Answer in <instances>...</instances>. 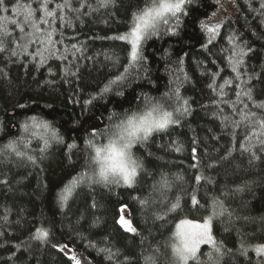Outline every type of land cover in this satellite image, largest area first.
<instances>
[{
    "label": "trees",
    "instance_id": "obj_1",
    "mask_svg": "<svg viewBox=\"0 0 264 264\" xmlns=\"http://www.w3.org/2000/svg\"><path fill=\"white\" fill-rule=\"evenodd\" d=\"M228 1L231 14L212 35L203 22L210 17L216 0H185L181 12L168 18V24H158L157 35L141 42L143 59L136 63L131 60L129 43L110 37L129 33L133 15L159 0H116L109 8H98L97 0H87L98 11L88 9L90 14L80 15L78 20L77 14L71 13L70 26L58 20V31L52 37L57 41L55 55L44 52L47 59L43 64L39 56L29 55L45 47L39 43V34L32 37L35 42L29 44L27 53H0V151L9 142L19 141L20 150L26 153L23 158L0 155V264H74L59 249L65 244L93 264H110L98 251L105 247L119 250L121 260L128 258L126 264H153L146 257H152L155 264H176L171 249L176 225L185 220L203 222L212 214L213 198L232 213L231 223L214 220L213 226L215 239L232 251L224 264H264V255L253 250L264 245V151L258 150V138L251 135L253 129L259 130V124L249 123L264 119V110L254 106L264 102V81L259 79L264 76V0ZM59 2L62 0H54ZM17 3L9 0L7 6L11 9ZM29 3L35 7L34 0H19L22 6ZM0 17L18 20L23 26L22 17L11 11L0 12ZM7 27L11 38L25 36L15 25ZM230 37L252 50L243 66L247 74L241 77L245 82L250 76L257 78L254 102L241 97L247 109L232 91L239 82L229 63L233 54ZM26 42L18 39L21 45ZM11 47L21 52L15 44ZM108 56L112 60L106 59ZM126 68L127 79L111 83ZM211 73L217 74V85L233 80L223 97L228 103H222L218 92L208 87ZM105 86L111 90L101 95ZM177 87L180 96L189 101L190 112L179 125H170L165 131L154 132L143 144L133 145V156L144 170H138L132 187L79 185L68 205L61 208L59 194L64 187L82 173L90 174L94 149L87 142L92 139L101 148L108 143L106 136L93 138L91 134L106 129L113 114L122 119L135 117L157 101L164 111H173L178 106L175 96L169 99L165 93L171 96ZM89 100L92 102L85 103ZM232 102H236L235 108ZM241 112L256 116L242 120ZM32 117L37 124L47 122L62 142L50 141L45 148L41 139L44 129L34 127ZM224 117H228L227 127ZM233 122H239V127ZM249 141L257 147H251ZM174 142L181 151L174 150ZM242 145L250 151L245 152ZM228 150L231 156L221 161ZM252 152L258 158L254 159ZM209 163L214 167H207ZM194 164L197 167H192ZM162 174L170 180L176 176L184 179L170 189L154 191ZM196 175L211 182L197 183ZM238 188L243 190L236 191ZM193 194L202 207H192ZM177 198L181 207L168 211ZM122 207L128 209L136 233L120 226ZM38 228L49 231L47 243L31 238ZM241 244L248 248L246 256L238 251ZM209 250V245L201 246L202 253Z\"/></svg>",
    "mask_w": 264,
    "mask_h": 264
},
{
    "label": "snow or ice",
    "instance_id": "obj_2",
    "mask_svg": "<svg viewBox=\"0 0 264 264\" xmlns=\"http://www.w3.org/2000/svg\"><path fill=\"white\" fill-rule=\"evenodd\" d=\"M9 0H0V12H13L18 16L22 17L23 26H21L20 21L11 20L8 21L6 17H0V53L10 52L11 56H17L21 53H27L29 44L35 41L32 37L39 34V43L45 47L40 50L38 49L35 54L29 53V55L39 56L40 63L43 64L47 57L44 56V52H49L50 55H55V43L53 41V35L58 31L55 26L56 22L59 20L62 24L71 25V13H76V19L80 18V15L90 14L87 10L91 9V12L98 11V8H109L114 6L116 0H97L98 8H93L87 0H75L77 6H74V0H62V2L54 3V0H34L35 7L33 4L29 3L26 6H22L18 3L11 9L7 6ZM185 0H177L175 3L164 2L159 4H154L153 6L143 10L141 14L133 15L134 26L131 28L130 32L126 35H120L116 37H110V39L128 41L131 44V60L133 63L139 62L143 59L141 55V42L143 40L151 38V36L158 34V22L162 20L164 24H168L169 21L165 14H171L173 17L177 13L181 12L182 6ZM54 5V6H53ZM261 8L264 9V3L261 4ZM81 9H85L81 12ZM15 25L19 28L20 33H24V37L11 38L12 33L8 31V24ZM42 25H46V28H42ZM31 28L32 31L28 32L27 28ZM218 27V25H217ZM209 32L215 34L216 28H209ZM11 38V39H10ZM18 39H26L27 42L23 45L18 43ZM235 38H229V42L233 44V54L229 58V63L232 66V71L236 74L235 88L240 89L236 91L235 88L232 89L235 92L237 100L243 104L244 108H248V104L241 100V97H245L248 101L254 102V89L255 80L254 76H250L248 81H243L241 77L247 73L243 71V66L245 64V57L249 55L252 51L250 46L240 45L239 43H234ZM211 43V40H209ZM15 44L17 48H20L21 52L18 53L14 50L11 45ZM51 46V47H49ZM75 48V45H72ZM65 51H68L67 49ZM66 58V57H65ZM106 59L112 60L111 56L106 57ZM118 62V58L117 61ZM75 73H73L74 75ZM127 68L125 73L116 77L115 81L111 83H117V81H123L127 79ZM207 74V73H206ZM210 78V83L208 87L213 92H218L221 97L222 103H228V100L223 99L226 95L225 88L227 85L233 83V80H224L222 84L217 85L215 82L216 73L208 74ZM264 81V76L260 77ZM111 89L105 86L101 90V95L109 92ZM120 93L117 92V95ZM165 96L169 99L175 96L178 106L174 108L173 111H164L162 105L159 101L151 104L150 110L146 111L144 115L139 117H127L121 118L119 114H113L109 118V125L106 129L100 132L92 133L94 138L96 135L106 136L108 138V143L104 147H96L93 140L90 139L87 143L90 148L94 149L95 155L91 157L93 162H96L100 166L98 173L99 178H94L92 174L87 172L82 173L79 177L74 178L70 181L68 185L59 194V203L61 208L68 205L69 198L73 196L77 186L87 184L91 187L92 184H99L101 181L107 187L110 184H120L121 182L128 187H132L135 178L137 177L138 170L143 171L144 166L139 161L138 158L133 156V145L143 144L148 141L154 132L165 131L170 125H179L181 119L187 116L190 112L189 101L183 99L180 96L179 87L173 90L171 96L165 93ZM92 99H95L93 97ZM92 101H86L85 103H91ZM235 108V103L232 102ZM254 106L258 109L264 110V102L258 104L254 103ZM174 112L176 115L174 116ZM242 120H249V117H255L254 112H241ZM34 127H42L44 133L41 135V139L44 142L45 148L49 145L50 141H55L56 143H61L62 138L58 135L55 130H50V126L47 122H42L40 124L36 123V117H32ZM228 117H224L225 126H228ZM235 126L239 127V122H233ZM250 124H259V130L253 129L251 131L252 136L258 138V150L264 151V119L259 120H249ZM25 131L29 130V125H24ZM50 133V134H49ZM245 139H249L246 135ZM19 141L9 142L4 149L0 151V155H11L14 154L17 157H25L26 153L20 150ZM251 145V141H249ZM71 147H75L74 145ZM175 151H181L182 147L178 143H173ZM243 147V145H242ZM251 147H257L256 145H251ZM245 152L250 151V147H243ZM193 154L197 152L196 148L192 149ZM231 156V150H228L226 155L221 156L220 160H227ZM121 159V163L108 164L109 161H115L116 158ZM252 157L258 158L256 152H252ZM29 161L35 163L32 156L27 155L26 157ZM195 159V155H194ZM199 163V161H198ZM192 167H197V165H192ZM207 167H214L212 163H209ZM111 171L118 178L109 181L108 173ZM183 176H176L175 180L168 179L164 174L161 176V180L154 185V191H160V188L170 189L174 186L176 181H183ZM195 181L201 183L202 181L210 183L211 181L203 175H196ZM247 187V186H245ZM243 189L238 188L236 191H242ZM161 195H164L162 193ZM191 205L193 208L202 207L200 201L197 199L195 194L190 197ZM142 204L146 203L141 201ZM96 205L93 204V207ZM181 207L179 198L176 199L174 203H171L168 211H176ZM212 214L204 218L203 223L193 224L191 221H182V224L178 227L176 232V242L171 245L172 253L175 257L176 264H224L225 257L230 256L232 251L225 248L222 241H217L213 235L214 220H220L221 222L231 223L232 213L228 212L223 202L213 198L212 201ZM158 219H163V216H157ZM121 225L125 228L127 232L136 233L137 229L132 227L130 221L121 219ZM185 225H189V228H185ZM228 228H225L227 231ZM2 235V233H0ZM49 231L44 228L36 229L35 233L32 235V239L40 243H47L49 238ZM201 245H209L210 250L206 253L201 252ZM56 247V245H53ZM68 246L64 245L61 251H67ZM258 255H264V245H257L253 249ZM99 252L104 253L106 258L109 260L110 264L115 262V264H126L127 257L124 260L120 259L119 250L113 252L111 248L105 247L98 249ZM240 255L246 256L248 254V248L241 244V248L238 250ZM201 256L206 257V259H201ZM69 260L74 261L75 264H81V260L75 255H69ZM147 260H152L153 264L155 261L152 257H146Z\"/></svg>",
    "mask_w": 264,
    "mask_h": 264
},
{
    "label": "rangeland",
    "instance_id": "obj_3",
    "mask_svg": "<svg viewBox=\"0 0 264 264\" xmlns=\"http://www.w3.org/2000/svg\"><path fill=\"white\" fill-rule=\"evenodd\" d=\"M164 2V0H159V3H162ZM168 2H171V3H175L177 2V0H168ZM216 3L217 5L215 6L214 10L212 11V13L210 14V17L206 20H204L203 22V26L208 30L209 28H213L215 27L216 28V32L215 34L217 33L219 27H220V24L222 23V21L228 17L231 13H228V12H231L232 10V7H231V4L228 0H216ZM166 15V18H170L172 17L171 14H165ZM161 21L158 22V24H160ZM218 25V27H217ZM134 26V25H133ZM211 33V32H210ZM212 35H214L213 33H211ZM128 42V41H127ZM129 43V42H128ZM130 45V48H131V44L129 43ZM150 110V109H149ZM147 111V110H146ZM144 111L143 113L135 116V117H139V116H142L145 114ZM94 155H95V151H94ZM93 155V156H94ZM122 185H124L122 182L120 183ZM127 186V185H125ZM121 219H124V220H128L130 221V216H129V212H128V209L125 208V207H122L120 208V218H119V224L120 226L123 228V230H125V228L121 225L120 221ZM204 222V221H203ZM203 222H192L193 224H196V223H203ZM131 223V221H130ZM182 224V221L179 222L177 225H176V228H175V231H174V234H173V243L176 242V232H177V229L178 227ZM132 225V224H131ZM133 227V226H132ZM185 228H189V225H185L184 226ZM126 231V230H125ZM127 232V231H126ZM131 233V232H129ZM68 246V249L67 251H63L65 253V255L67 257H69V255H75L77 256L78 259L81 260V264H93L86 256H84L82 253H80L78 250H76L74 247H72L71 245H68V244H65ZM64 245L60 246L59 249L61 250V248L63 247ZM202 246V245H201ZM74 264L75 262L72 261Z\"/></svg>",
    "mask_w": 264,
    "mask_h": 264
},
{
    "label": "clouds",
    "instance_id": "obj_4",
    "mask_svg": "<svg viewBox=\"0 0 264 264\" xmlns=\"http://www.w3.org/2000/svg\"><path fill=\"white\" fill-rule=\"evenodd\" d=\"M121 162H122L121 159L119 157H117L115 161H109L107 163L108 164H117L118 165ZM89 170H90V174H92L94 178H99L98 177V173H99V170H100V166H99L98 163L93 162L92 160H90V162H89ZM108 176H109V181H112V180L118 178V176H115L111 171H109ZM99 184L104 185V182L101 181V183H99Z\"/></svg>",
    "mask_w": 264,
    "mask_h": 264
}]
</instances>
